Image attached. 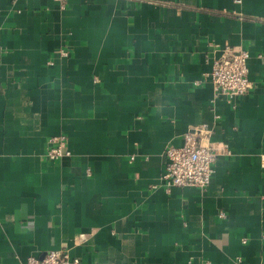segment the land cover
I'll return each instance as SVG.
<instances>
[{
  "label": "crops",
  "instance_id": "crops-1",
  "mask_svg": "<svg viewBox=\"0 0 264 264\" xmlns=\"http://www.w3.org/2000/svg\"><path fill=\"white\" fill-rule=\"evenodd\" d=\"M225 45L254 83L232 104L207 76ZM202 124L211 184L159 187L166 149ZM61 135L70 154L48 161ZM59 249L264 264V0H0V264Z\"/></svg>",
  "mask_w": 264,
  "mask_h": 264
},
{
  "label": "built area",
  "instance_id": "built-area-1",
  "mask_svg": "<svg viewBox=\"0 0 264 264\" xmlns=\"http://www.w3.org/2000/svg\"><path fill=\"white\" fill-rule=\"evenodd\" d=\"M62 9L69 0H54ZM241 3L242 0H235ZM63 55H67L63 52ZM210 56L206 55V60ZM249 52L241 47L225 45L222 55L214 58L212 70L207 75L214 87V101L225 99L234 103L235 99L249 94L254 83L250 78ZM213 130L208 124H202L183 136L178 147L166 149L167 164L159 187L170 191L173 188H207L215 174L214 164L219 156L212 143ZM67 138L63 135L51 137L45 152V159L51 162L62 160L70 152ZM25 264H79V259L71 256L69 250H51L42 258L30 257Z\"/></svg>",
  "mask_w": 264,
  "mask_h": 264
}]
</instances>
